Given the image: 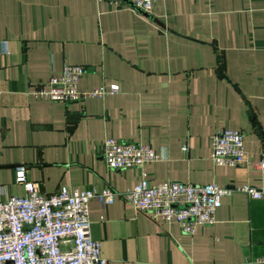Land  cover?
<instances>
[{
	"label": "crops",
	"instance_id": "obj_1",
	"mask_svg": "<svg viewBox=\"0 0 264 264\" xmlns=\"http://www.w3.org/2000/svg\"><path fill=\"white\" fill-rule=\"evenodd\" d=\"M85 69L77 90L119 92L51 102L32 91L63 66ZM218 129L243 133L250 165L216 166ZM150 145L159 184L264 188V0H0V199L23 196L14 169L43 194L111 189L89 202L90 235L107 264H249L264 256V203L234 192L213 225L184 234L136 213L120 194L138 169L111 170L101 142ZM187 151L183 153L182 147Z\"/></svg>",
	"mask_w": 264,
	"mask_h": 264
},
{
	"label": "built area",
	"instance_id": "obj_2",
	"mask_svg": "<svg viewBox=\"0 0 264 264\" xmlns=\"http://www.w3.org/2000/svg\"><path fill=\"white\" fill-rule=\"evenodd\" d=\"M126 1L149 13L154 0ZM84 73L81 66L65 65L59 76L50 78L32 95L39 100L67 103L119 92L117 85H110L80 93L77 82ZM181 151L185 153L187 148L184 146ZM100 155L111 170H139L138 183L119 195L131 209L159 225L176 224L187 235H193L196 227L213 225L223 198L234 192L264 203V188L251 185L222 188L214 182L191 185L170 180L151 184L147 166L160 157L150 145L107 138L101 142ZM210 159L216 166L250 165L243 133L231 129L215 131ZM259 166L264 170V161ZM14 172L15 183L23 186L25 194L0 199V264H107L100 242L90 235L89 202L97 199L102 206L111 205L115 192L107 188L97 192L62 187L56 193L43 194L27 179L23 166L16 167ZM249 264H264V256L250 260Z\"/></svg>",
	"mask_w": 264,
	"mask_h": 264
}]
</instances>
